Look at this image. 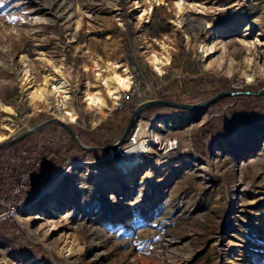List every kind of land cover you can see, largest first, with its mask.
Returning <instances> with one entry per match:
<instances>
[{"label":"rangeland","instance_id":"rangeland-1","mask_svg":"<svg viewBox=\"0 0 264 264\" xmlns=\"http://www.w3.org/2000/svg\"><path fill=\"white\" fill-rule=\"evenodd\" d=\"M173 1L140 17L145 0H0V102L12 109L0 111V142L57 118L52 96L45 109L29 95L49 69L44 53L65 65L78 113L67 123L92 147L57 123L0 147V214L12 210L0 215V264H264V92L141 111L145 127L165 123L160 134L178 143L149 151L125 180L143 199L119 190L109 151L96 149L114 144L146 101L192 105L264 87V0H193L203 12L179 17ZM161 42L171 63L158 75L146 57ZM210 43L202 57L198 46ZM97 58L125 65L136 87L103 118L82 102ZM219 60L230 76L205 68ZM22 173L27 186L13 195Z\"/></svg>","mask_w":264,"mask_h":264},{"label":"bare ground","instance_id":"bare-ground-1","mask_svg":"<svg viewBox=\"0 0 264 264\" xmlns=\"http://www.w3.org/2000/svg\"><path fill=\"white\" fill-rule=\"evenodd\" d=\"M135 3V7H139L137 2ZM145 4L146 7L142 10L140 17L150 15L154 7L164 5L165 0H145ZM204 8L205 5L203 3L193 0H174L172 2V9L176 17L192 10L202 13ZM223 8L228 9L229 7L224 6ZM176 25L180 28L181 21L178 20ZM207 26H209V24H207ZM93 33L96 34V32ZM158 46V50L151 49L148 51L146 59L151 69L158 75H162L164 69L171 63L172 48L166 42H161ZM214 50L215 45L213 43L200 44L198 46V51L201 53L202 57L210 55ZM40 59L45 66L49 67V69L45 71L40 83L29 92L34 108H37L38 104H42L45 109H50L49 97L52 96L57 102V118L68 123L75 122L78 118V113L70 104L71 102H69L70 99L67 88L68 76L65 65L48 58L44 53L40 54ZM222 64L223 62L221 60L216 62V66H214L212 62H208L205 65V68L213 67L215 70L222 71L226 76H230L232 74L230 67L223 69ZM91 69L94 78L86 84L85 89L82 92V102L87 111L94 112L95 115L103 118L107 115L108 111L117 104L122 93L130 89L132 75L125 65L114 60H100L99 58L92 59ZM117 77L120 79L118 80ZM244 77L247 81L252 79V75L249 74H244ZM121 80L124 81L123 84H121ZM23 83L24 85L30 83L28 69L24 70ZM8 109H10V111H8ZM0 111L11 113L12 109L0 102ZM3 138L4 136L0 135V140ZM111 156L112 154L109 155V157ZM101 176L104 178L108 176L116 178L115 173H103ZM137 199H143V194L140 191H138Z\"/></svg>","mask_w":264,"mask_h":264},{"label":"built area","instance_id":"built-area-1","mask_svg":"<svg viewBox=\"0 0 264 264\" xmlns=\"http://www.w3.org/2000/svg\"><path fill=\"white\" fill-rule=\"evenodd\" d=\"M135 88V84L132 81L130 89L123 92L121 98H128L129 93L134 91ZM165 126V123H156L145 127L143 122L137 119L127 135L125 142L117 147L116 151L109 150L107 157L112 154L108 159H112V164L115 167L119 190L123 188V190L120 191L138 197L134 186L130 185V187H128L125 182L126 179H129L132 169L135 168L137 163H139L151 150H155L161 155H167L177 149L178 143L175 138L164 137L160 134ZM27 181V175L24 173L20 174L18 183L10 190L11 194L18 195L22 193L27 186ZM11 212L12 210H9L0 215L2 218H5L10 215Z\"/></svg>","mask_w":264,"mask_h":264},{"label":"water","instance_id":"water-1","mask_svg":"<svg viewBox=\"0 0 264 264\" xmlns=\"http://www.w3.org/2000/svg\"><path fill=\"white\" fill-rule=\"evenodd\" d=\"M264 92V87H262L260 90L257 91H221L219 93H217L216 95L212 96L210 99L203 101L201 103L198 104H183V103H178V102H172V101H166V100H150V101H146L144 103L139 104L132 112L128 123L122 133V135L120 136V138L112 145L108 146V147H96V149L102 150V151H116L117 147L121 146L124 142L125 139L127 137V135L129 134L130 130L132 129L135 121L137 120V118L139 117L141 111H143L144 109L151 107V106H161V107H169V108H176V109H181V110H195V109H201L203 107L209 106L213 103H215L216 101H218L219 99L225 97V96H234V95H251V96H256L259 95L261 93ZM50 123H57L59 126H61L63 129H65V131L68 133V135L71 137V139L78 144L82 149L88 150V149H92V147H86L83 146L77 135L75 134V132L73 131V129L69 126V124L65 121H61L56 117H51L50 119L40 123L39 125H37L36 127H33L31 129H28L26 131H24L23 133L17 135L16 137L7 140V141H3L0 142V147L1 146H5V145H9V144H13L16 143L20 140H22L23 138L27 137L29 134H31L32 132L50 124Z\"/></svg>","mask_w":264,"mask_h":264},{"label":"trees","instance_id":"trees-1","mask_svg":"<svg viewBox=\"0 0 264 264\" xmlns=\"http://www.w3.org/2000/svg\"><path fill=\"white\" fill-rule=\"evenodd\" d=\"M212 89H213V91H215V92H219V91H221V90H223V89H227V86H222V88H220V89H218V90H215L214 87H212ZM215 92H214V93H215ZM206 136H208V132H206Z\"/></svg>","mask_w":264,"mask_h":264},{"label":"snow or ice","instance_id":"snow-or-ice-1","mask_svg":"<svg viewBox=\"0 0 264 264\" xmlns=\"http://www.w3.org/2000/svg\"><path fill=\"white\" fill-rule=\"evenodd\" d=\"M15 20V18H13V21ZM117 79L119 80L120 78L119 77H117ZM121 82V84H123L124 83V81H120ZM8 111H10V109H8Z\"/></svg>","mask_w":264,"mask_h":264}]
</instances>
